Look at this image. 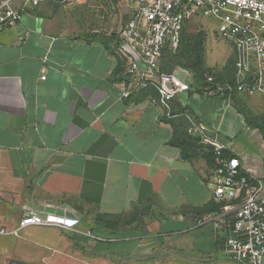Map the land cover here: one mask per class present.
<instances>
[{
	"label": "crops",
	"instance_id": "0c3cea01",
	"mask_svg": "<svg viewBox=\"0 0 264 264\" xmlns=\"http://www.w3.org/2000/svg\"><path fill=\"white\" fill-rule=\"evenodd\" d=\"M131 16L125 0H42L0 31V229L30 212L80 221L0 236V264H237L214 222L213 157L188 130L202 124L263 178L264 116L238 132L229 107L242 98L196 85L171 119L154 89L124 99L116 49Z\"/></svg>",
	"mask_w": 264,
	"mask_h": 264
},
{
	"label": "built area",
	"instance_id": "2783aa9c",
	"mask_svg": "<svg viewBox=\"0 0 264 264\" xmlns=\"http://www.w3.org/2000/svg\"><path fill=\"white\" fill-rule=\"evenodd\" d=\"M42 0H18L0 13V31L15 28L21 16ZM88 4L90 0H66ZM132 16L118 35L116 54L128 76L123 88L127 99L154 89L162 118L171 119L173 102L191 92L195 83L174 73L161 72L166 49L176 50L183 30L192 22L217 26L222 39L233 49L232 77L219 81L216 71L205 75L198 87L206 98L234 94L260 96L264 101V0H126ZM46 77H42L45 80ZM188 134L206 146L213 166L206 184L213 190L220 212L216 229L225 234V252L237 264H264V177H255L228 145L209 129L191 119ZM76 218L30 212L15 230L0 229V236H17L30 226H59L74 229Z\"/></svg>",
	"mask_w": 264,
	"mask_h": 264
},
{
	"label": "rangeland",
	"instance_id": "374dc122",
	"mask_svg": "<svg viewBox=\"0 0 264 264\" xmlns=\"http://www.w3.org/2000/svg\"><path fill=\"white\" fill-rule=\"evenodd\" d=\"M18 0H0V13L9 5L15 7ZM126 1V0H125ZM128 4V3H127ZM214 32L208 22L194 21L184 30L181 36V43L176 50H166L163 55V68L165 71L174 73L181 78L192 82L194 77L192 74H208L210 71H216L218 79L221 82L227 81L232 77L233 72V49L218 33L217 26L213 25ZM204 41V43H202ZM204 44V52L202 45ZM238 95V94H235ZM243 100V105L238 106L230 100V112L235 120L229 123L233 127L247 130L245 120H249L254 116H264V101L260 96L249 97L239 95ZM224 107V106H223ZM225 108V107H224ZM237 108V110L235 109ZM244 111V115L240 114V110ZM263 123H259L261 125ZM259 136L264 135L261 129H258ZM253 132L252 129L248 130ZM258 136V144L262 143V139ZM244 133L237 137L231 136L230 140L234 143L244 142Z\"/></svg>",
	"mask_w": 264,
	"mask_h": 264
},
{
	"label": "trees",
	"instance_id": "16d2710c",
	"mask_svg": "<svg viewBox=\"0 0 264 264\" xmlns=\"http://www.w3.org/2000/svg\"><path fill=\"white\" fill-rule=\"evenodd\" d=\"M189 26V25H188ZM187 28V27H186ZM185 28V29H186ZM184 29V30H185ZM184 30H183V32H184ZM182 32V33H183ZM182 36V35H181ZM202 43H204V41L202 42ZM202 48H203V52H204V48H205V46H204V44L202 45ZM166 50H170V49H166ZM165 50V51H166ZM165 51L163 52V55H164V53H165ZM163 55H162V58H161V63H160V68H161V72H164V73H170V72H167V71H165V69L163 68ZM192 76L194 77V81H195V85L196 86H200V85H202L203 84V82H204V80H205V74H200V75H197V74H192ZM236 104H238V106L240 107V106H242L241 104H239V103H237L236 102ZM240 110V109H239ZM240 113L241 114H243L244 115V111L243 110H240ZM249 120L247 119L246 120V122H248ZM251 125V124H250ZM260 126V129L263 131V133H264V120H263V124H261V125H259Z\"/></svg>",
	"mask_w": 264,
	"mask_h": 264
}]
</instances>
